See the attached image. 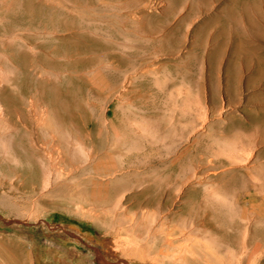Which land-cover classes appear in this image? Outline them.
Wrapping results in <instances>:
<instances>
[{
  "label": "rangeland",
  "instance_id": "obj_1",
  "mask_svg": "<svg viewBox=\"0 0 264 264\" xmlns=\"http://www.w3.org/2000/svg\"><path fill=\"white\" fill-rule=\"evenodd\" d=\"M0 106V264H264V0H0Z\"/></svg>",
  "mask_w": 264,
  "mask_h": 264
},
{
  "label": "bare ground",
  "instance_id": "obj_2",
  "mask_svg": "<svg viewBox=\"0 0 264 264\" xmlns=\"http://www.w3.org/2000/svg\"><path fill=\"white\" fill-rule=\"evenodd\" d=\"M244 13V12H243ZM246 13V12H245ZM242 15V14H241ZM2 102V101H1ZM1 108H2V106H0ZM3 109H4V107H3ZM1 110V109H0ZM5 110V109H4ZM3 112V111H2ZM4 113V112H3ZM262 125H264V123L262 124ZM262 125H260V126H262ZM260 126L258 127L259 129H260ZM11 127H9V129H10ZM262 128V127H261ZM256 130H258V129H256ZM261 130V129H260ZM258 132H259V130H258ZM20 134H21V136L22 137H24L25 136V134H24V132L22 131V132H19ZM260 133H262V137H263V139H264V129H262L261 130V132ZM99 134V133H98ZM56 136V135H55ZM40 139H41V137H40ZM52 139V138H51ZM111 139H113V137L111 138ZM42 140V139H41ZM45 140V139H44ZM115 140V139H114ZM43 141V140H42ZM41 141V142H42ZM46 141V140H45ZM49 141H51L50 140V138H49ZM52 141H55V140H53L52 139ZM51 141V142H52ZM113 140H111V142H112ZM44 143V142H43ZM43 143H40V144H43ZM45 143H48V142H45ZM53 143V142H52ZM148 143V142H147ZM17 144V143H16ZM49 144V143H48ZM55 145H56V143H54ZM58 144V146L61 144V142H60V144L59 143H57ZM70 144H72V143H69L68 144V150H66V152H67V154L71 151V149H70ZM152 144V143H151ZM44 146H45V144H43ZM42 145V146H43ZM52 145V144H51ZM67 145V144H66ZM102 146H103V144H101ZM148 145V144H147ZM150 145V144H149ZM57 146V145H56ZM58 146L56 147L57 149H58ZM49 148V147H48ZM115 148V147H114ZM34 148H28V149H24V151H20V150H18V153H17V156L18 155H20L21 154V156H22V158L24 159H29V160H39V158H41V159H43L44 158V156H42V157H40V153H36V150H33ZM50 149H51V147H50ZM49 149V150H50ZM53 149V151H54V153H57L55 150H54V147L52 148ZM102 149V148H101ZM116 149H117V146H116ZM48 150V151H49ZM100 150V149H99ZM110 150V149H109ZM108 150V151H109ZM115 150V149H114ZM119 150V149H118ZM52 151V152H53ZM59 151V150H58ZM110 151H112V150H110ZM116 152H117V150H115ZM51 152V153H52ZM105 152V151H104ZM114 152V151H113ZM127 152H129V151H127ZM124 153V152H123ZM130 153V152H129ZM37 154H39V155H37ZM49 154V153H48ZM66 154V155H67ZM69 154H71V153H69ZM116 155H118L117 153H115ZM115 154H114V156H115ZM121 154V153H120ZM56 155V154H55ZM57 155H58V153H57ZM57 155H56V157H57ZM72 155V154H71ZM70 155V156H71ZM124 155V157H125V155H126V153L125 154H123ZM128 155V154H127ZM130 155V154H129ZM68 156V155H67ZM120 156V155H119ZM19 157V156H18ZM48 157V156H47ZM121 157V156H120ZM52 158H53V156H52ZM99 159V158H98ZM103 159H104V157H103ZM125 159V158H124ZM41 161V160H40ZM40 164V163H39ZM167 164V163H166ZM168 166V165H167ZM149 167V166H148ZM151 167V166H150ZM98 168V167H97ZM151 168H153V167H151ZM156 168V167H155ZM166 168V167H165ZM89 169V168H88ZM147 169V168H146ZM150 169V168H149ZM154 169V168H153ZM157 169V168H156ZM155 169V170H156ZM158 170V169H157ZM87 171V170H86ZM149 171V170H148ZM152 171V170H151ZM145 172V171H144ZM171 172V171H170ZM169 172V173H170ZM152 173V175H154L153 174V172H151ZM150 173V174H151ZM155 173V172H154ZM163 173V172H162ZM161 174V173H160ZM144 175V174H143ZM151 175V176H152ZM147 176H150V175H147ZM150 176V177H151ZM170 176V175H169ZM169 176H166V177H164V178H161V179H158V178H160V176L158 177H155V178H151V179H149L148 178V180L146 181L149 185H147V187H146V190H145V192L146 193H148V194H150V198L148 199V201H147V204L148 205H153L154 204V202L156 201V199H157V197L160 195V192H161V189L162 188H164V187H168V183L170 182V180H171V177H169ZM146 177V176H145ZM144 177V178H145ZM101 178V177H100ZM174 178V177H173ZM172 180H174V179H172ZM171 180V181H172ZM175 180L176 181H178L179 179L178 178H176L175 177ZM76 182L77 183H82V182H79V180H76ZM84 182V181H83ZM76 183V184H77ZM85 183V182H84ZM116 183V182H115ZM114 183V185H118V184H115ZM30 183H28L27 182V186H29L30 187V185H29ZM88 184H89V182H88ZM91 184V183H90ZM145 184V183H144ZM33 185H37V182H35L34 181V183H33ZM78 185H80V184H78ZM104 185V184H103ZM102 185V186H103ZM110 184H108V186H109ZM113 185V187L110 185V187L109 188H111L112 187V189H114L115 188V186ZM170 185V184H169ZM43 186V185H42ZM88 186V185H87ZM89 186H91V185H89ZM119 186H121V185H119ZM118 187V186H117ZM33 190H36V188H35V186H31V191H33ZM41 190V189H40ZM67 190H69L68 189V187L66 186V185H64V184H59L58 186H55V191H67ZM117 190V189H116ZM89 191V190H88ZM166 191H168V190H166ZM112 192V191H111ZM114 193V192H113ZM35 194V193H34ZM77 196L78 197H81V196H83V193H81V191H78L77 193ZM109 194V193H108ZM30 195H32V193L30 194ZM86 196H87V192H86V194H85ZM113 195V194H112ZM28 197H29V195H28ZM85 197V196H84ZM88 198H89V195L87 196ZM166 197H168L167 195H166ZM32 198V197H31ZM160 198H161V196H160ZM169 198V197H168ZM110 199H111V196H110ZM28 200V199H27ZM83 200H84V198H83ZM108 200H109V198H108ZM108 200H107V202H108ZM32 201V200H31ZM89 202V200L87 201V203ZM104 202V201H103ZM159 202H160V200H159ZM158 202V203H159ZM7 210H13L14 208H16L14 205H12V204H10V203H8L6 200H2L1 202H0ZM100 203H102V202H100ZM105 203V202H104ZM109 203V202H108ZM157 203V204H158ZM26 204V203H25ZM89 204H91V202H89ZM97 205L99 204V202L98 203H96ZM103 204V203H102ZM101 204V205H102ZM29 205V204H28ZM159 205V204H158ZM96 206V205H95ZM156 206V205H155ZM23 207V206H22ZM25 209V208H24ZM14 212V211H13ZM161 230V229H160ZM156 231V230H155ZM155 231H153V232H155ZM156 232H158V230L156 231ZM173 232V231H172ZM163 233V232H162ZM221 233H222V231H221ZM158 235H159V233H157ZM164 234V233H163ZM156 235V234H155ZM154 235V236H155ZM162 235V234H161ZM168 235H170V233L168 234ZM168 235H167V237H166V234H164V236L166 237V239L168 238V241H169V239H171V238H169L168 237ZM174 235V234H173ZM230 235V234H229ZM223 236V235H222ZM153 237V236H152ZM159 237V236H158ZM190 237V236H189ZM189 237H187L189 240H193V239H190ZM224 237V236H223ZM223 237H221L222 239H223ZM160 238H161V236H160ZM159 238V239H160ZM162 238H163V236H162ZM164 239V238H163ZM165 239V240H166ZM154 240V239H153ZM156 240V239H155ZM164 240V241H165ZM172 240V239H171ZM196 240V239H195ZM228 240V239H227ZM167 241V240H166ZM224 241V240H223ZM161 242V241H160ZM162 242H163V240H162ZM161 242V243H162ZM170 242V241H169ZM229 242V241H228ZM160 243V244H161ZM164 243V242H163ZM226 243V242H225ZM224 243V244H225ZM168 244V243H167ZM227 244V243H226ZM235 244V243H234ZM170 247V246H169ZM172 247V246H171ZM170 247V248H171ZM170 250V249H169ZM166 251H167V246H166ZM166 251L164 250V253H166ZM161 252H159V254H160ZM158 254V253H157ZM208 254H209V252H208ZM67 254H65V253H62V252H60L59 250H47V253L45 254V259L46 260H48V261H53L54 259H58V261H60V262H62V263H64V264H66V263H71V264H84V262H83V260L82 259H78L77 261H74V260H72V259H69V258H67V256H66ZM161 255H162V253H161ZM160 255V256H161ZM159 256V257H160ZM164 257H165V255H164ZM164 257H163V259H164ZM174 257V256H173ZM166 258V257H165ZM171 258V257H170ZM176 258V257H175ZM215 258H218V257H215ZM154 260H155V258H153ZM160 259H162V258H160ZM173 259L174 258H172V261H173ZM219 259V258H218ZM217 259V260H218ZM159 260V259H158ZM169 260V258L167 257V261ZM179 258L177 259V261H175L173 264H177L179 261ZM180 260H182V259H180ZM163 261V263H164V261L165 260H162ZM171 261V259L169 260V262ZM168 262V263H169ZM177 262V263H176ZM181 262V261H180ZM179 262V263H180ZM172 263V262H171ZM170 263V264H171ZM154 264H155V262H154ZM181 264H182V262H181ZM201 264V263H200ZM206 264H208V263H206Z\"/></svg>",
  "mask_w": 264,
  "mask_h": 264
},
{
  "label": "crops",
  "instance_id": "obj_3",
  "mask_svg": "<svg viewBox=\"0 0 264 264\" xmlns=\"http://www.w3.org/2000/svg\"><path fill=\"white\" fill-rule=\"evenodd\" d=\"M46 254V253H45ZM44 255L41 256V259H43ZM36 260V259H35ZM84 264H85V261H84V258H82ZM55 262V263H54ZM62 262L58 261V259H54L53 261L51 262H48V260L44 259V260H41L39 264H61ZM35 264H37V262H35ZM64 264V263H62ZM67 264V263H66Z\"/></svg>",
  "mask_w": 264,
  "mask_h": 264
}]
</instances>
